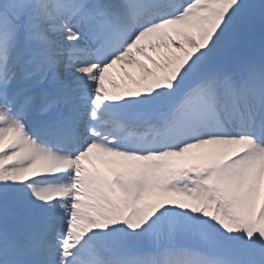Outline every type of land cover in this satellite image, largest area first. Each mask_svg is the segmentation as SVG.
<instances>
[{"label": "snow or ice", "instance_id": "1", "mask_svg": "<svg viewBox=\"0 0 264 264\" xmlns=\"http://www.w3.org/2000/svg\"><path fill=\"white\" fill-rule=\"evenodd\" d=\"M0 264H264V0H0Z\"/></svg>", "mask_w": 264, "mask_h": 264}, {"label": "bare ground", "instance_id": "2", "mask_svg": "<svg viewBox=\"0 0 264 264\" xmlns=\"http://www.w3.org/2000/svg\"><path fill=\"white\" fill-rule=\"evenodd\" d=\"M128 72L133 76H138V73L136 72L135 69H128ZM111 80H114L116 82L117 85L123 86L124 84L128 83V78L125 77L124 73L123 74H118L115 75V73H110V77ZM104 87L106 89H108L109 91H116L118 89H113L112 84L109 83V79H106L104 82ZM103 166V165H101ZM104 168H106L105 166H103ZM107 171V169H106ZM102 172V171H101ZM107 173V172H106Z\"/></svg>", "mask_w": 264, "mask_h": 264}]
</instances>
